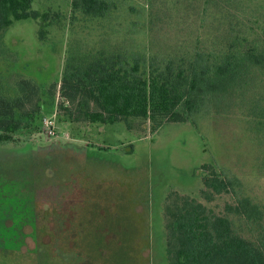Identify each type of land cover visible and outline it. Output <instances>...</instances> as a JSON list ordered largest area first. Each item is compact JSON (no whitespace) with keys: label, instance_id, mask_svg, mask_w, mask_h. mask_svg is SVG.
Returning <instances> with one entry per match:
<instances>
[{"label":"rangeland","instance_id":"obj_1","mask_svg":"<svg viewBox=\"0 0 264 264\" xmlns=\"http://www.w3.org/2000/svg\"><path fill=\"white\" fill-rule=\"evenodd\" d=\"M107 2L93 17L73 0H33L49 16L42 40L31 18L0 31V96L22 97L37 114L0 142V264H170L164 208L175 192L255 239L257 223L228 212L236 194L203 198V176L214 172L204 164L242 180L264 226V58L184 122L76 121L71 98L72 112L60 109L74 58L124 53L166 64L197 53L264 54V0Z\"/></svg>","mask_w":264,"mask_h":264},{"label":"trees","instance_id":"obj_2","mask_svg":"<svg viewBox=\"0 0 264 264\" xmlns=\"http://www.w3.org/2000/svg\"><path fill=\"white\" fill-rule=\"evenodd\" d=\"M73 7L93 17L104 16L107 0H73ZM48 13L33 9V0H0V31L15 21H38L42 40L48 26ZM263 53L257 49L228 52L221 56L197 53L189 59L166 64H148L140 55L99 53L69 61L62 75L60 109L71 108L78 100L76 121L114 124L128 118L184 122L199 113L208 94L226 92L251 66L261 65ZM25 85V86H24ZM28 81L21 83L26 89ZM32 89H34L32 87ZM71 98V99H70ZM73 103V102H72ZM22 97L0 96V142L13 140L27 123L36 119L34 110L25 109ZM40 110V103L37 104ZM203 176L201 191L207 201L224 192L236 194V206L228 212L253 220L259 226L255 239L239 233L233 220L217 214L195 197L173 193L165 204L167 254L170 264H264V226L262 212L250 196L243 194L244 184L234 174Z\"/></svg>","mask_w":264,"mask_h":264}]
</instances>
